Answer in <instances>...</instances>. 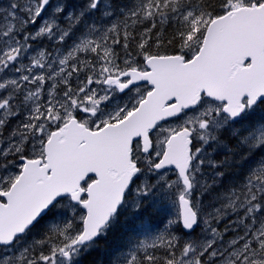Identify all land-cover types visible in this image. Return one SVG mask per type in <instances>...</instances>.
<instances>
[{
    "label": "snow or ice",
    "instance_id": "6c2138e0",
    "mask_svg": "<svg viewBox=\"0 0 264 264\" xmlns=\"http://www.w3.org/2000/svg\"><path fill=\"white\" fill-rule=\"evenodd\" d=\"M0 264H264V0L0 2Z\"/></svg>",
    "mask_w": 264,
    "mask_h": 264
},
{
    "label": "trees",
    "instance_id": "16d2710c",
    "mask_svg": "<svg viewBox=\"0 0 264 264\" xmlns=\"http://www.w3.org/2000/svg\"><path fill=\"white\" fill-rule=\"evenodd\" d=\"M172 215H174V214L167 213V212L157 214L150 209L147 212H145L142 216V219L144 222L143 227L145 230H148L151 233H156L158 231H162L165 224H166L167 218H169ZM121 220L125 224L131 223V220H125L124 217H121ZM136 224H140V221H136ZM141 235H142V233H141Z\"/></svg>",
    "mask_w": 264,
    "mask_h": 264
},
{
    "label": "rangeland",
    "instance_id": "374dc122",
    "mask_svg": "<svg viewBox=\"0 0 264 264\" xmlns=\"http://www.w3.org/2000/svg\"><path fill=\"white\" fill-rule=\"evenodd\" d=\"M0 2H6V0H0ZM168 211H170V213H175V209L172 208L171 206H169Z\"/></svg>",
    "mask_w": 264,
    "mask_h": 264
},
{
    "label": "bare ground",
    "instance_id": "6f19581e",
    "mask_svg": "<svg viewBox=\"0 0 264 264\" xmlns=\"http://www.w3.org/2000/svg\"><path fill=\"white\" fill-rule=\"evenodd\" d=\"M150 210V209H149Z\"/></svg>",
    "mask_w": 264,
    "mask_h": 264
}]
</instances>
